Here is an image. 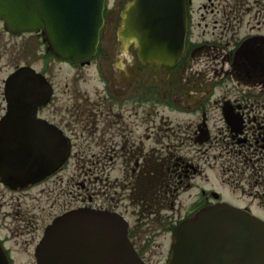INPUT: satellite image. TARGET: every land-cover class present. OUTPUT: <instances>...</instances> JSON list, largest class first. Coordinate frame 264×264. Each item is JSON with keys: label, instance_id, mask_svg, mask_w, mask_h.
<instances>
[{"label": "flooded vegetation", "instance_id": "af4514ba", "mask_svg": "<svg viewBox=\"0 0 264 264\" xmlns=\"http://www.w3.org/2000/svg\"><path fill=\"white\" fill-rule=\"evenodd\" d=\"M133 1L107 0L98 52L89 64H65L46 51L42 56L45 67L38 72L51 84L52 94L38 109L35 130L65 137L69 160L26 189L13 190L0 182V249L7 264H36L35 250L45 229L81 208L126 219V205H134L138 217L160 222L162 211L173 212L179 196L197 189V199L185 214L164 225L166 233L199 208L217 202L264 221V86L239 88L233 80L241 63L257 71L247 75L264 76L262 63H257L264 61V0H187L185 45L175 67L142 63L133 44L123 47L118 36L121 14ZM4 34L10 40L23 38ZM12 45L14 55L18 45ZM55 62L77 71L78 83L57 91L50 72ZM10 66L18 68L17 54ZM84 69L93 84L78 76ZM4 82L0 120L6 111ZM72 157L73 173L66 178ZM204 167L218 169V183L227 193L205 187L212 182ZM98 186H103L105 202L97 200ZM41 187L28 206L26 197ZM43 198L49 204L46 209L41 208ZM136 232L140 227L129 226L135 251L145 264H154L150 238L136 241Z\"/></svg>", "mask_w": 264, "mask_h": 264}, {"label": "water", "instance_id": "95a60500", "mask_svg": "<svg viewBox=\"0 0 264 264\" xmlns=\"http://www.w3.org/2000/svg\"><path fill=\"white\" fill-rule=\"evenodd\" d=\"M106 0H0V22L15 35L40 34L47 51L72 64L96 53ZM186 0H134L122 14V38H131L140 61L174 66L182 56ZM246 82L257 79L242 76ZM261 79V78H259ZM7 113L0 122V181L23 189L50 175L69 154L67 140L33 133L37 109L51 88L29 67L5 83ZM43 133V132H41ZM60 143V148L56 147ZM56 151L61 153L55 155ZM119 216L71 211L45 231L37 264H143ZM166 264H264V222L228 204L209 205L172 233ZM1 264H6L0 250Z\"/></svg>", "mask_w": 264, "mask_h": 264}, {"label": "rangeland", "instance_id": "374dc122", "mask_svg": "<svg viewBox=\"0 0 264 264\" xmlns=\"http://www.w3.org/2000/svg\"><path fill=\"white\" fill-rule=\"evenodd\" d=\"M13 43H16L18 45L17 50L14 55H12V47ZM18 55V66L23 65H30L33 69L37 71H42L45 67V62L42 59V56L44 55V46L41 44V41L36 37H23L18 40H10L7 35L4 34L2 31V27L0 26V83L2 80H4L12 71L14 70V67L10 66L13 62V57L15 55ZM32 56V57H31ZM52 61H48V64L50 65ZM50 68L52 71H50L53 75L52 82H54L55 89L57 91H62L64 89V86L67 85H75L77 84V80L75 79V75L77 74V71H70L65 67L64 65L58 64V62H55L53 65L51 64ZM78 76L82 77L85 80V84L91 85L93 84V77L91 73L87 70H81L78 73ZM62 101H64V97H62ZM86 160H91V157H85ZM75 160L72 157L70 160V163L68 165V169L66 170L65 177L69 178V176L73 173V166H74ZM209 163L214 164L213 159L209 158ZM207 172V173H206ZM212 172V173H211ZM204 173L207 175H211V182L210 184L205 185V187L209 188L210 190H216L218 193H227V187L223 186L222 184L218 183V179L220 177L219 171L217 168L214 170H209L208 168L204 167ZM118 176H121L117 172ZM214 177L216 179H214ZM78 181H81V179H78ZM217 181V183H216ZM235 186H238L239 184H234ZM103 186H98L97 191H95L98 194V202H105L104 196H102V189ZM41 188H35L33 191L29 193V195L26 197L25 202L28 206H31L33 203L31 202L30 197L38 196L40 193ZM46 189V188H45ZM73 191V189H70ZM66 194L68 193V190H65ZM197 189L187 192L184 195L179 196L177 200H175L174 204V211H170L169 209H166L161 212V218L162 220L160 222H151V221H145L144 218L138 217V209L136 206L126 205L128 207L126 219L128 220L130 224V228L134 227L135 225L140 227L141 232L133 233L135 234V239L138 241L139 239H144L145 237L150 238V246H151V260L154 264H164L166 253L168 250L169 245V235L164 231V225H168L171 223L172 218H177L178 215H180V218L185 214V211H187L191 204L197 199ZM10 195V194H8ZM69 197L66 196L65 202H68ZM62 201H60V204ZM49 206L48 203H46L45 198L42 199V205L41 208H47ZM6 207L3 206L1 208L2 211H5ZM55 211V209H54ZM124 212V210H122ZM45 212H51L52 210L47 209ZM149 223V224H148ZM5 224H9V221L6 220ZM3 221L0 218V227L2 228ZM131 230V229H130Z\"/></svg>", "mask_w": 264, "mask_h": 264}]
</instances>
